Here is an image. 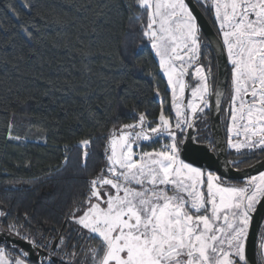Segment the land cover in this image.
I'll return each mask as SVG.
<instances>
[{
    "label": "snow or ice",
    "instance_id": "1",
    "mask_svg": "<svg viewBox=\"0 0 264 264\" xmlns=\"http://www.w3.org/2000/svg\"><path fill=\"white\" fill-rule=\"evenodd\" d=\"M199 3L213 18L216 46L230 65L227 146L246 157L264 155V0ZM136 4L141 35L166 78L170 114L162 105L155 121L140 113L104 138V164L67 214L77 235L94 242L82 249L83 260L63 236L54 241L31 235L0 209L8 234L30 246L0 247V264H250V237L264 264V230L256 239L253 229L254 215L264 209V172L234 182L202 166L197 157L203 142L189 134L213 107L210 97L219 107L226 93L224 85L213 91L211 68L200 62L197 16L186 0ZM9 139L20 137L10 133ZM88 156L84 151L85 165ZM244 162L232 163L239 169Z\"/></svg>",
    "mask_w": 264,
    "mask_h": 264
},
{
    "label": "trees",
    "instance_id": "2",
    "mask_svg": "<svg viewBox=\"0 0 264 264\" xmlns=\"http://www.w3.org/2000/svg\"><path fill=\"white\" fill-rule=\"evenodd\" d=\"M139 14L136 0H0V209L78 258L88 240L67 214L104 164V138L140 113L155 121L169 98Z\"/></svg>",
    "mask_w": 264,
    "mask_h": 264
},
{
    "label": "flooded vegetation",
    "instance_id": "3",
    "mask_svg": "<svg viewBox=\"0 0 264 264\" xmlns=\"http://www.w3.org/2000/svg\"><path fill=\"white\" fill-rule=\"evenodd\" d=\"M199 9L202 11V13L205 15L207 20L209 21V25L215 32L217 38L219 39V34L217 31L216 24L214 23V20L212 16L208 13H206L200 6V3L195 0ZM201 39V63H203L206 67L211 68V76L210 79L214 82L213 84V91L218 87L219 83V63L218 58L215 53V50L213 48V45L210 40L206 38V36L202 33L200 34ZM226 56V53H225ZM228 63V62H227ZM229 69L230 65L228 64V82L226 86V93L225 96L222 99L220 110H219V124H220V130H221V136L223 139V142L225 144L226 149V158L228 165L230 166L231 170L235 174H246L249 172V176L252 175H258L260 172H264V170L260 172L253 171L254 168L261 164L264 161V155H255V156H243L242 154H237L235 150L229 148L227 146V138H228V132H227V126H228V98L231 95V84H230V78H229ZM191 81V80H190ZM169 92V91H168ZM187 96V93H186ZM210 101L213 104V107H210L209 109L205 110V114L202 118L197 119L195 121V127L193 129L189 130V134L193 135L197 140L202 141L203 143L199 146L204 147L208 149L210 146L216 148L217 150L215 152L209 151V164L215 163L217 166H226L224 162L220 163V156H219V149H220V143L217 141L218 134L215 136L214 132V125H216V121L218 119L216 110L217 107H215V96L210 97ZM165 113L167 112L170 114V108H171V97L169 94V98L167 101L164 102ZM244 151V150H242ZM233 161H245L244 163H241L239 169H237L233 165ZM226 168V167H225ZM255 172V173H254ZM249 176H245L243 179L246 180ZM234 182H238L241 180V178H231ZM258 217L254 215V221H253V227L255 229L256 223L258 221ZM264 230V215L261 219L260 225L257 228V237L258 239V233ZM0 231L6 232L5 230H2L0 228ZM258 248L256 241L253 243L252 237H250L249 244H248V251L247 255L250 260V264H260L261 257L257 254Z\"/></svg>",
    "mask_w": 264,
    "mask_h": 264
},
{
    "label": "water",
    "instance_id": "4",
    "mask_svg": "<svg viewBox=\"0 0 264 264\" xmlns=\"http://www.w3.org/2000/svg\"><path fill=\"white\" fill-rule=\"evenodd\" d=\"M186 2H188L190 7L192 8L193 14L197 16V22L201 26L202 33L206 36V38L208 40L211 41L213 48L215 50V53L217 55L218 63H219L218 87L221 85L227 86L228 63H227V59L225 56V52L216 46L217 40H219V39L217 38V36H216L215 32L213 31V29L211 28V26L209 25V21L207 20L205 15L202 13V11L199 9L196 1L195 0H186ZM219 110H220V106L217 107V110H216V114H217L218 119L216 121V125H214V132H215V136L218 134V136H217L218 140L217 141L220 143V149H219L220 160L219 161H220V163L224 162L226 166H217L215 163L209 164V151L206 148L201 147V146H199L201 148V151L197 157V162L199 164H201L202 166H205V167L211 166V168L213 170L217 171L218 173H223L226 177L244 178L245 176H249L248 175L249 172H247L246 174H244V173L235 174L232 170L230 171L231 168L228 165L227 158H226L225 144H224L222 136H221V130H220V124H219ZM262 170H264V161L261 164L257 165L253 171L260 172ZM0 208H2L1 205H0ZM255 215L259 218L257 223H256L255 229L253 227V229L256 231L258 226L260 225L261 219L264 215V209H258V211ZM13 242H15V245H19L23 248H29L30 247L25 241L20 240L19 238L15 237L13 235H9L8 232L0 231V245H6L7 247H9L11 249L13 247ZM254 242H255V239H253V243ZM32 259H35V256H33ZM40 259H41V261H43L44 256H41Z\"/></svg>",
    "mask_w": 264,
    "mask_h": 264
},
{
    "label": "rangeland",
    "instance_id": "5",
    "mask_svg": "<svg viewBox=\"0 0 264 264\" xmlns=\"http://www.w3.org/2000/svg\"><path fill=\"white\" fill-rule=\"evenodd\" d=\"M198 2H199V0H197ZM153 51V54H154V56H155V52H154V50H152ZM155 58H156V60H157V63H158V58L155 56ZM160 73H161V70H160ZM163 76V75H162ZM164 79L166 80V78L164 77ZM192 84H195L196 83V81H195V79H191V81H190ZM167 90L169 91V88H168V85H167ZM165 108H166V106L164 105V110H165ZM82 145V144H81ZM83 147H87V146H84V145H82ZM160 144H155V145H153V147L154 148H156V149H159L160 148ZM147 150H151V149H147ZM73 226H72V228L74 229L76 226L74 225V224H72ZM3 230V229H2ZM92 243H94V242H92V241H88V245L89 244H92ZM87 245V246H88ZM79 259L80 260H83L84 258H83V256H80L79 257Z\"/></svg>",
    "mask_w": 264,
    "mask_h": 264
}]
</instances>
